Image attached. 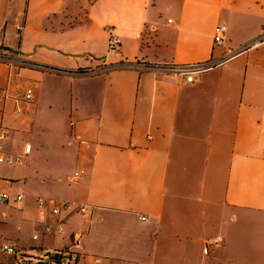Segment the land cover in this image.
<instances>
[{
	"label": "crops",
	"instance_id": "obj_1",
	"mask_svg": "<svg viewBox=\"0 0 264 264\" xmlns=\"http://www.w3.org/2000/svg\"><path fill=\"white\" fill-rule=\"evenodd\" d=\"M263 31L264 0H0V151L22 155L0 162L10 264L51 263L31 247L82 264H264V40L190 82L166 68ZM38 197L86 212L33 239Z\"/></svg>",
	"mask_w": 264,
	"mask_h": 264
},
{
	"label": "built area",
	"instance_id": "obj_2",
	"mask_svg": "<svg viewBox=\"0 0 264 264\" xmlns=\"http://www.w3.org/2000/svg\"><path fill=\"white\" fill-rule=\"evenodd\" d=\"M224 32L225 26L216 25L214 28L213 40L215 44H223L224 42ZM264 40V31L260 34V36L256 37L254 40L244 43L237 48L228 47L226 52L220 58H214L208 60L206 62H197L191 64H168L166 66L167 69L178 73L183 76V78L190 82L194 79L195 73L201 72L203 70L212 68L223 63L228 58L232 57L236 53H239L243 50H246L250 47L258 45L260 42ZM121 40L118 35L111 33L108 38V52L113 53L117 52L120 48ZM104 67V66H103ZM89 71H95L90 69ZM32 98V88H26L24 92V99L29 100ZM30 150V144H26L24 148V153ZM22 159L21 154H10L4 153L0 151V162L8 163V164H16L19 163ZM22 197L21 193L16 195V200L19 201ZM10 198L9 192L5 190H0V203H6ZM37 212L39 219L38 221L41 223V232H35L32 234L33 239H38L41 233H63L64 225L66 218L74 213H85L86 207L84 205H74L68 201H55L53 199H48L45 197L37 198ZM4 252L7 253H15V246L11 243H4L1 247ZM60 255L59 253H54L53 256ZM62 257V255H61ZM52 262L57 259L51 258ZM70 261V259H68ZM94 264H97L94 263Z\"/></svg>",
	"mask_w": 264,
	"mask_h": 264
},
{
	"label": "rangeland",
	"instance_id": "obj_3",
	"mask_svg": "<svg viewBox=\"0 0 264 264\" xmlns=\"http://www.w3.org/2000/svg\"><path fill=\"white\" fill-rule=\"evenodd\" d=\"M106 68V67H104ZM16 249V252L15 253H5L3 251H0V260L4 263V264H10L12 261H14V255L17 254L18 256H20L19 254V250L20 249ZM28 250H30V252L32 253V255H34V258L33 257H28L26 256L25 259L27 260H34V262H37L39 260V256H42L43 257V261L45 263H48L50 262V256H49V253H52L53 251V248H48V247H42V248H29ZM55 259H57L56 261L54 260L52 262V264H82L81 262H78L76 263L75 262V258L72 257V260H68V257L67 256H62L61 255H55L54 256ZM25 262H23L24 264ZM48 264H51V263H48Z\"/></svg>",
	"mask_w": 264,
	"mask_h": 264
},
{
	"label": "trees",
	"instance_id": "obj_4",
	"mask_svg": "<svg viewBox=\"0 0 264 264\" xmlns=\"http://www.w3.org/2000/svg\"><path fill=\"white\" fill-rule=\"evenodd\" d=\"M50 258H54L53 254H49Z\"/></svg>",
	"mask_w": 264,
	"mask_h": 264
}]
</instances>
